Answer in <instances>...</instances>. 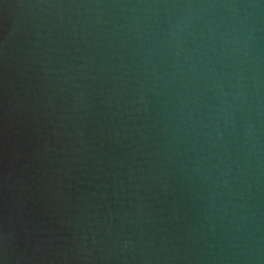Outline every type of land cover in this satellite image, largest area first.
<instances>
[{
    "label": "water",
    "instance_id": "water-1",
    "mask_svg": "<svg viewBox=\"0 0 264 264\" xmlns=\"http://www.w3.org/2000/svg\"><path fill=\"white\" fill-rule=\"evenodd\" d=\"M0 264H264V0H0Z\"/></svg>",
    "mask_w": 264,
    "mask_h": 264
}]
</instances>
